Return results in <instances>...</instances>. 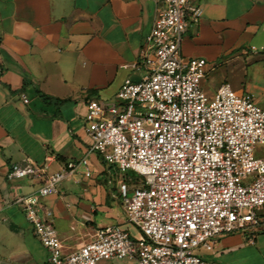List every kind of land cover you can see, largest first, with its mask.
I'll return each instance as SVG.
<instances>
[{
  "label": "crops",
  "instance_id": "1",
  "mask_svg": "<svg viewBox=\"0 0 264 264\" xmlns=\"http://www.w3.org/2000/svg\"><path fill=\"white\" fill-rule=\"evenodd\" d=\"M160 1L0 0V264H48V251L13 203L42 182L9 181L15 163L48 164L53 173L88 156L91 177L80 170L43 200L66 253L106 226L131 230L119 188L123 180L133 184L89 152L86 105L90 99L112 103L127 79H142L141 50ZM198 2L203 18L187 32L183 54L213 67L204 88L211 80L213 90L229 84L264 109V0ZM203 255L225 264H264V225L224 236Z\"/></svg>",
  "mask_w": 264,
  "mask_h": 264
},
{
  "label": "built area",
  "instance_id": "2",
  "mask_svg": "<svg viewBox=\"0 0 264 264\" xmlns=\"http://www.w3.org/2000/svg\"><path fill=\"white\" fill-rule=\"evenodd\" d=\"M198 0H162L141 58L140 81L127 79L112 103L87 102L90 153L142 180L132 189L121 181L119 198L135 238L121 225L97 231L94 239L66 253L54 213L43 200L80 170L91 177L88 156L57 172L48 164L11 166L7 179H39L20 206L48 251V264H98L129 259L134 264H225L206 260L224 236L258 231L264 225V109L229 84L215 95L203 90L209 62L186 57L182 44L198 27ZM23 101L29 100L22 95ZM0 207V211H1Z\"/></svg>",
  "mask_w": 264,
  "mask_h": 264
},
{
  "label": "rangeland",
  "instance_id": "3",
  "mask_svg": "<svg viewBox=\"0 0 264 264\" xmlns=\"http://www.w3.org/2000/svg\"><path fill=\"white\" fill-rule=\"evenodd\" d=\"M212 68L213 67L210 66V68L208 70L207 77H206L207 80H208V76L213 74V71H211ZM213 87H214L213 86V80H211L210 83H208L207 87L204 88V86H203V90L205 91V93H207V95L213 96V95H215V93L219 89L218 88L217 90H213ZM211 91H215V92H213V94H211L212 93ZM260 155H264V147L261 148ZM130 175L132 176L133 181L131 183L134 185V187H141L142 186V180L140 179V177L133 172H130ZM130 228H131L130 233L132 234L133 237H135V238H141L142 237L141 232L137 228H135L133 226H131ZM203 258L206 260H211V259L205 258L204 255H203ZM130 262H132V261L129 259H125V260H121V261H116V260L102 261L98 264H122V263L128 264Z\"/></svg>",
  "mask_w": 264,
  "mask_h": 264
},
{
  "label": "trees",
  "instance_id": "4",
  "mask_svg": "<svg viewBox=\"0 0 264 264\" xmlns=\"http://www.w3.org/2000/svg\"><path fill=\"white\" fill-rule=\"evenodd\" d=\"M42 97H44L45 100H51V98H48L46 96H42ZM104 164H106V163L104 162ZM126 178L131 179V182L133 181L132 176L130 175V172L126 174Z\"/></svg>",
  "mask_w": 264,
  "mask_h": 264
}]
</instances>
